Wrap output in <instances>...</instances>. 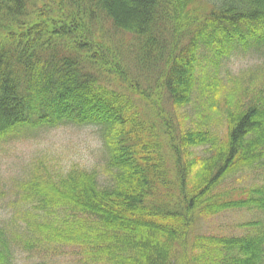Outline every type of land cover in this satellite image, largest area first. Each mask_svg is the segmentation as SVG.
I'll list each match as a JSON object with an SVG mask.
<instances>
[{"label": "trees", "instance_id": "16d2710c", "mask_svg": "<svg viewBox=\"0 0 264 264\" xmlns=\"http://www.w3.org/2000/svg\"><path fill=\"white\" fill-rule=\"evenodd\" d=\"M248 48L264 59V0H0V143L64 127L94 128L102 143L103 171L71 165L52 191L30 188L25 206L59 214L57 253L264 264V183L218 190L264 167V93L229 113L225 137L182 114ZM201 63L215 70L206 82ZM231 210L263 218L242 235L195 234L198 219ZM1 234L0 264H16Z\"/></svg>", "mask_w": 264, "mask_h": 264}, {"label": "rangeland", "instance_id": "374dc122", "mask_svg": "<svg viewBox=\"0 0 264 264\" xmlns=\"http://www.w3.org/2000/svg\"><path fill=\"white\" fill-rule=\"evenodd\" d=\"M257 54L248 48L246 53L238 52L222 61L218 74L221 81L212 85L211 96L205 100L197 98L183 111L188 124L193 122L194 127L226 136L229 113L236 114L245 108L252 96L259 93L263 96L264 59ZM214 72L210 65L201 63L198 77L206 82ZM101 151L98 132L90 127L32 131L21 139L0 143V229L1 236L9 239L16 264H83L73 250L62 248V253H57L54 249L53 227L61 226L59 214L35 211L24 204L32 200L31 186L39 192L49 188L52 191L51 180L71 165L86 171H103ZM198 152L202 154L201 149ZM262 180L264 167L257 171L247 169L228 178L218 190L226 193L234 188L253 189L263 184ZM261 217L257 211H225L198 219L194 232L196 235H242L240 226Z\"/></svg>", "mask_w": 264, "mask_h": 264}]
</instances>
